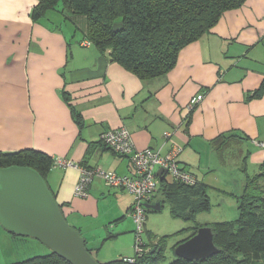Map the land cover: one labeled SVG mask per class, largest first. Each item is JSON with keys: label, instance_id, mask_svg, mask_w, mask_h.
Wrapping results in <instances>:
<instances>
[{"label": "crops", "instance_id": "obj_1", "mask_svg": "<svg viewBox=\"0 0 264 264\" xmlns=\"http://www.w3.org/2000/svg\"><path fill=\"white\" fill-rule=\"evenodd\" d=\"M37 3L0 0V152L36 149L53 159L132 174L131 159L100 141L103 132L126 127L139 150L181 147L180 166L206 183L209 193L236 200L251 165L254 174L264 165V146L258 144L264 142V95L251 96L264 80V0H246L225 12L210 33L181 50L167 75L149 80L91 44L85 16L49 10L35 20ZM67 22L82 30L77 43L75 33L62 30ZM198 93L204 99L190 111ZM221 134L227 138L218 151L212 141ZM235 145L240 147L233 158L244 163L236 170V176L242 173L238 191L221 173L224 153ZM79 177L76 168L53 167L47 182L87 246L94 249L91 242L98 243L101 234L104 240L132 234L133 195L97 177L88 196L79 197ZM163 178L156 200L162 199ZM152 224L148 216L147 233L154 234Z\"/></svg>", "mask_w": 264, "mask_h": 264}, {"label": "trees", "instance_id": "obj_2", "mask_svg": "<svg viewBox=\"0 0 264 264\" xmlns=\"http://www.w3.org/2000/svg\"><path fill=\"white\" fill-rule=\"evenodd\" d=\"M245 2L246 0H38L32 17L37 20L49 10L59 11L67 17L85 16L86 37L91 44L103 53L108 51L113 62L122 64L140 79L149 80L167 75L175 67L183 48L210 33L225 12L240 8ZM116 23L123 24L121 30H114ZM263 95L264 80L251 96ZM226 138L224 134L219 135L212 141V147L220 151ZM13 165L34 168L47 181V176L54 167V159L36 149L0 152V167ZM171 178L168 181L164 176L159 189L162 199L156 200L155 195L152 202L162 201L163 205L168 203L172 217L184 221L196 222L198 213L211 210L209 186L206 183L196 178V182L189 185ZM53 195L57 199L54 192ZM236 200L239 210L237 219L211 224L214 242L219 248L217 254L201 260H186L176 256L169 264H264V165L253 176L247 174L244 190L236 195ZM65 217L68 220L66 215ZM200 227L202 225H195L190 235L179 241L174 250L179 243L194 236ZM148 236L156 244L150 247L151 242H146V247H150L149 251L137 257L134 263L117 259L101 263L98 261L99 264H161L162 239L151 233ZM87 249L90 252L92 250L88 246ZM15 264L71 263L50 251L46 255L34 256Z\"/></svg>", "mask_w": 264, "mask_h": 264}, {"label": "water", "instance_id": "obj_3", "mask_svg": "<svg viewBox=\"0 0 264 264\" xmlns=\"http://www.w3.org/2000/svg\"><path fill=\"white\" fill-rule=\"evenodd\" d=\"M122 27L123 24L116 23L114 30ZM165 173L163 169L158 171L160 178ZM143 207L156 213L162 210L163 203L144 202ZM0 225L17 236L37 239L71 264H99L87 249L81 232L66 220L46 179L34 168L0 167ZM218 252L211 226L200 227L194 236L175 248L176 256L186 260L207 259Z\"/></svg>", "mask_w": 264, "mask_h": 264}, {"label": "rangeland", "instance_id": "obj_4", "mask_svg": "<svg viewBox=\"0 0 264 264\" xmlns=\"http://www.w3.org/2000/svg\"><path fill=\"white\" fill-rule=\"evenodd\" d=\"M57 12L59 11L52 12L51 14L54 15L55 13L57 15ZM61 27L63 32L68 33V35L70 34L72 36L75 33V37L73 36L74 43H77L76 41L83 37L81 32L82 30L75 29L70 22L65 23L63 26L61 25ZM235 146L234 150L231 148V150L228 149L226 153H224L226 157V164L223 165V168L225 172L228 173L225 174L223 169H221V173L224 174V177L229 180L231 187H233L235 191H238V187L241 186L242 173L240 176H236V170L239 168L241 169L244 163L239 157H237V155L233 158L232 153L235 154V150L237 151V149L240 147ZM247 172L251 176L254 175V169L252 165ZM166 177L168 180L172 179L170 175H167ZM259 188L261 189V187ZM237 193H240V191ZM209 195L212 208L209 211L198 213L195 219L196 222L173 218L168 203H165L160 213H148V216L153 222L152 226L148 227L150 230L154 229V235L156 234L160 240L162 239L161 244L163 246V258L161 260V264H169L176 259L174 250L175 245L179 241H182L188 237L195 225L211 226V224L216 221L234 220L239 217L238 204L231 195L226 196L221 191L218 192L214 190H210ZM128 216L130 215L128 214ZM130 219L134 227V232L132 234L129 232L122 233L118 237H113L108 240L101 238L103 237L101 234V237L96 239L98 243L91 242L92 247H94V249L91 250V253L97 261L101 263L117 259L128 260L136 255V224L132 217ZM67 221L71 226H73L71 219H68ZM148 234L149 233H147L145 230L143 234V240L149 244L151 242L149 245L151 247L156 241H151ZM149 246L148 248H150ZM50 251L51 250L46 245L37 239L24 236H13L8 231H6L2 225H0V264H15L30 259L34 256L46 255L50 253Z\"/></svg>", "mask_w": 264, "mask_h": 264}, {"label": "built area", "instance_id": "obj_5", "mask_svg": "<svg viewBox=\"0 0 264 264\" xmlns=\"http://www.w3.org/2000/svg\"><path fill=\"white\" fill-rule=\"evenodd\" d=\"M203 99L204 94L202 93L193 96L188 104L190 111L195 109ZM164 136L170 138L172 133L165 132ZM100 140L116 153L128 156L131 159L133 165L132 174L120 175L100 167L89 168L63 157L55 158L53 166L76 168L80 171L79 180L74 188L76 196L87 197L89 187L93 179L97 177L103 179L108 187L124 188L133 195L134 202L129 210V215L136 224L137 251L134 257L126 261L134 263L137 257L150 249L146 247V242L143 240L148 218V213L143 207V203H151L156 195L160 179L157 169L158 171L160 169L165 170L164 176L170 175L176 180L189 185H193L196 182V177L181 168L178 158L182 148L177 145L171 146L166 153H162L161 149L146 148L139 150L134 144L130 130L126 127L107 130L100 135ZM258 144L264 146V142H259Z\"/></svg>", "mask_w": 264, "mask_h": 264}]
</instances>
